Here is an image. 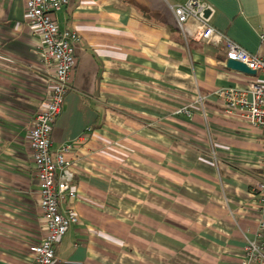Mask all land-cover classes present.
<instances>
[{
  "label": "crops",
  "instance_id": "0c3cea01",
  "mask_svg": "<svg viewBox=\"0 0 264 264\" xmlns=\"http://www.w3.org/2000/svg\"><path fill=\"white\" fill-rule=\"evenodd\" d=\"M186 1L69 0L51 14L79 38L51 150L74 142L84 155L73 166L78 222L52 264L242 263L264 145L216 91L264 75L228 68L224 44L197 39L196 22L182 33L170 6ZM204 1L210 26L263 52L264 0ZM53 72L25 0H0V264H32L28 246L44 234L28 136Z\"/></svg>",
  "mask_w": 264,
  "mask_h": 264
},
{
  "label": "built area",
  "instance_id": "2783aa9c",
  "mask_svg": "<svg viewBox=\"0 0 264 264\" xmlns=\"http://www.w3.org/2000/svg\"><path fill=\"white\" fill-rule=\"evenodd\" d=\"M68 3L69 0H25L26 23L41 43L45 64L54 69L50 90L34 114L28 136L44 224V234L40 241L28 246V252L33 257L32 264H52L55 245L68 228L78 222L74 204L77 192L73 186V166L75 162L83 160L84 155L74 142L64 144L56 152H52L50 140L65 96L71 89L72 72L76 66L74 46L79 42L78 35L73 31H61L51 16ZM170 10L182 33L187 21L196 22L199 25L197 39L204 41L217 36L224 44L225 61H238L249 70L264 75V34L260 35L263 52L251 54L209 25L212 9L204 0H187L184 4L170 6ZM207 11L208 16L205 15ZM216 95L222 100L225 113L236 116L256 129L264 145V83L253 81L245 89L222 88L216 91ZM181 112L188 113L186 108L178 111ZM253 193L259 208L258 228L254 238L248 240L243 248L241 264H264V150ZM63 203L67 205L61 208Z\"/></svg>",
  "mask_w": 264,
  "mask_h": 264
},
{
  "label": "water",
  "instance_id": "95a60500",
  "mask_svg": "<svg viewBox=\"0 0 264 264\" xmlns=\"http://www.w3.org/2000/svg\"><path fill=\"white\" fill-rule=\"evenodd\" d=\"M206 16L209 15V11L206 12ZM226 66L232 70L244 72L247 74H255L254 71L249 70L243 63L234 60H227Z\"/></svg>",
  "mask_w": 264,
  "mask_h": 264
}]
</instances>
